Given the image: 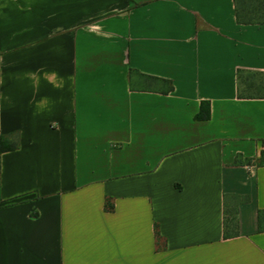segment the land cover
Returning <instances> with one entry per match:
<instances>
[{
	"label": "crops",
	"instance_id": "crops-1",
	"mask_svg": "<svg viewBox=\"0 0 264 264\" xmlns=\"http://www.w3.org/2000/svg\"><path fill=\"white\" fill-rule=\"evenodd\" d=\"M237 70L264 74V25L233 0H0V264H264Z\"/></svg>",
	"mask_w": 264,
	"mask_h": 264
},
{
	"label": "trees",
	"instance_id": "trees-1",
	"mask_svg": "<svg viewBox=\"0 0 264 264\" xmlns=\"http://www.w3.org/2000/svg\"><path fill=\"white\" fill-rule=\"evenodd\" d=\"M235 22L240 26H262L264 25V0H233ZM136 76L142 90H149L161 94H167L173 90L171 81L152 77L137 72H131L130 77ZM237 98L238 99H264V74L261 72L237 70ZM209 117V105L207 102H202L200 105L199 114L195 116L197 120H206ZM13 145L11 148H15ZM6 148L3 146V141H0V153ZM234 165H255L261 166L264 164V152L261 153L258 159H247L241 156H236L233 161ZM107 209H112V205L107 206ZM259 230L264 229V211L260 210L257 213ZM229 224L235 228L234 219L229 220ZM155 238L159 239V235L155 228Z\"/></svg>",
	"mask_w": 264,
	"mask_h": 264
}]
</instances>
